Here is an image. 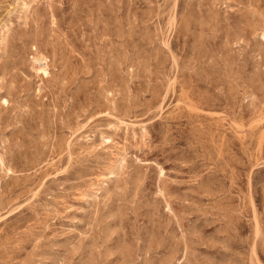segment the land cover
Instances as JSON below:
<instances>
[{"label": "rangeland", "instance_id": "374dc122", "mask_svg": "<svg viewBox=\"0 0 264 264\" xmlns=\"http://www.w3.org/2000/svg\"><path fill=\"white\" fill-rule=\"evenodd\" d=\"M0 264H264V0H0Z\"/></svg>", "mask_w": 264, "mask_h": 264}, {"label": "bare ground", "instance_id": "6f19581e", "mask_svg": "<svg viewBox=\"0 0 264 264\" xmlns=\"http://www.w3.org/2000/svg\"><path fill=\"white\" fill-rule=\"evenodd\" d=\"M35 61L42 65L39 70L41 72L47 73V58L45 56H38L36 57Z\"/></svg>", "mask_w": 264, "mask_h": 264}]
</instances>
